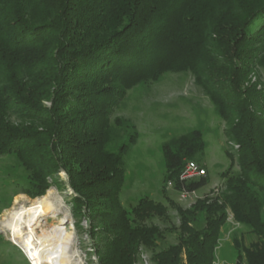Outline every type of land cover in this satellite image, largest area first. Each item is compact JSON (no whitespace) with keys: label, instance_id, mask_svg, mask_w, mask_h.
<instances>
[{"label":"trees","instance_id":"obj_1","mask_svg":"<svg viewBox=\"0 0 264 264\" xmlns=\"http://www.w3.org/2000/svg\"><path fill=\"white\" fill-rule=\"evenodd\" d=\"M263 42L264 0H0V157L14 156L29 172L22 191L30 198L64 172L74 208L106 236L101 264H135L162 236L146 220L166 208L148 198L129 210L118 203L122 157L137 134L115 119L124 131L115 138L110 111L124 88L189 70L228 124L238 173L222 176L224 190L174 207L177 242L151 262L213 264L230 212L256 237L248 247L233 239L234 264H264V115L260 90L248 82ZM205 147L200 130L164 143L165 185L205 187L206 177L179 180Z\"/></svg>","mask_w":264,"mask_h":264},{"label":"rangeland","instance_id":"obj_2","mask_svg":"<svg viewBox=\"0 0 264 264\" xmlns=\"http://www.w3.org/2000/svg\"><path fill=\"white\" fill-rule=\"evenodd\" d=\"M256 64L248 78L260 90L262 99L256 108L264 115V42L256 47ZM48 106V103H45ZM109 123L115 132V138L122 139L124 131L114 125L115 119L127 121L135 128L136 144L122 157L124 181L117 195L118 203L126 210L134 207L141 198H148L166 208L164 215H153L146 220L147 226H156L161 232L154 249L141 248L135 264H153L151 257L177 242L179 225L175 206L183 209L190 207L197 199L210 196L215 190H224L225 178L238 173L235 146L227 143L225 132L228 124L215 112L202 82L189 70L165 72L157 80H145L124 88L116 96L110 111ZM11 122H18L10 115ZM194 130H200L205 142L202 156L196 161L206 171L208 183L195 192V197L183 202L172 188L164 183V159L162 145L172 138L183 136ZM229 154L234 155L230 159ZM29 175L14 156L0 157V219L13 208L30 207V201L45 195L30 198L23 193L24 183ZM55 194L51 196L57 203L60 213L53 218L51 214L41 217L42 229L58 226L57 220L67 214L68 221L59 225L72 236L69 249L72 264H101L104 256L106 236L100 231L98 221L91 222L84 212L79 213L73 204L75 194L68 185L64 172L57 173L49 180ZM223 189H222V188ZM23 197V198H21ZM18 200V204L15 202ZM62 207V208H61ZM62 209V211H61ZM52 217V218H51ZM24 221H27L26 215ZM98 227V228H96ZM0 228V264H30L23 251L12 245L7 234ZM96 233L95 235L91 232ZM40 234V229L37 230ZM240 246L248 247L256 237L234 222L228 212V219L219 236L213 264H234L238 253L233 247V239ZM76 256V257H75Z\"/></svg>","mask_w":264,"mask_h":264},{"label":"bare ground","instance_id":"obj_3","mask_svg":"<svg viewBox=\"0 0 264 264\" xmlns=\"http://www.w3.org/2000/svg\"><path fill=\"white\" fill-rule=\"evenodd\" d=\"M54 194L51 188L43 197L30 201L28 209L24 206L13 208L0 219L1 231L7 234L12 245L24 252L30 264H72L73 256L69 252L72 236L59 227L68 221L67 214L57 220L58 226L44 230L42 223L38 222L41 217L51 214L56 218L60 213L57 203L51 198ZM15 204H18V200ZM25 215L27 221L23 220ZM38 229L40 234L37 233Z\"/></svg>","mask_w":264,"mask_h":264},{"label":"built area","instance_id":"obj_4","mask_svg":"<svg viewBox=\"0 0 264 264\" xmlns=\"http://www.w3.org/2000/svg\"><path fill=\"white\" fill-rule=\"evenodd\" d=\"M206 177V171L196 162L187 161L182 174L179 177L180 181L188 182ZM168 188H173L171 182L167 183ZM219 190V189H218ZM215 190V192H218ZM181 201L186 202L195 197V192L189 193L186 191L177 192Z\"/></svg>","mask_w":264,"mask_h":264}]
</instances>
